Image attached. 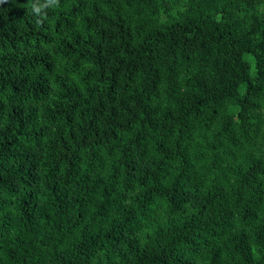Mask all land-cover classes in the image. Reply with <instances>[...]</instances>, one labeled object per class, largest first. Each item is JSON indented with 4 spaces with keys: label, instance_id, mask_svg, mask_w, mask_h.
<instances>
[{
    "label": "trees",
    "instance_id": "obj_1",
    "mask_svg": "<svg viewBox=\"0 0 264 264\" xmlns=\"http://www.w3.org/2000/svg\"><path fill=\"white\" fill-rule=\"evenodd\" d=\"M0 264H264V0H0Z\"/></svg>",
    "mask_w": 264,
    "mask_h": 264
}]
</instances>
